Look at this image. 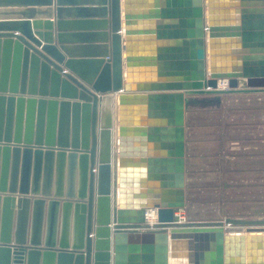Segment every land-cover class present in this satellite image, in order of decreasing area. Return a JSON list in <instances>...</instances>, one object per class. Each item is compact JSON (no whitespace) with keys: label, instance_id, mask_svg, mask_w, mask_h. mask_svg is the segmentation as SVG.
<instances>
[{"label":"water","instance_id":"95a60500","mask_svg":"<svg viewBox=\"0 0 264 264\" xmlns=\"http://www.w3.org/2000/svg\"><path fill=\"white\" fill-rule=\"evenodd\" d=\"M58 1L55 26L0 20V264H176L178 251L184 264H264V218L175 219L186 202L187 95L264 92V0H251L263 12L243 14L240 25L216 17L207 0L196 30L176 35L180 47L149 52L183 77L153 82L138 80L145 56L120 0L73 20L75 34L91 37L72 46L79 55L67 50L72 30ZM127 125L145 136L138 141H158L161 155L129 150ZM129 155L147 157L140 178L123 168Z\"/></svg>","mask_w":264,"mask_h":264},{"label":"rangeland","instance_id":"374dc122","mask_svg":"<svg viewBox=\"0 0 264 264\" xmlns=\"http://www.w3.org/2000/svg\"><path fill=\"white\" fill-rule=\"evenodd\" d=\"M197 106L189 119L185 220L264 218V93L200 97Z\"/></svg>","mask_w":264,"mask_h":264},{"label":"crops","instance_id":"0c3cea01","mask_svg":"<svg viewBox=\"0 0 264 264\" xmlns=\"http://www.w3.org/2000/svg\"><path fill=\"white\" fill-rule=\"evenodd\" d=\"M125 1V7H124ZM52 5H46L48 0H13L12 2H2L4 5L0 6L2 10H29L33 9L34 13L29 14H6L0 15V20H15L21 17L31 16V20L36 22H44V20H50L55 26L56 17V5L57 0H52ZM121 2V16L125 11L128 13L131 20V28L134 30V39L136 43L134 48L145 56L144 60H141L139 65L140 82H153L157 80H169L171 78H182V75L169 74L163 68H160L157 59H151L149 52L160 50L162 54L169 51V48H178L181 46V37H176V35H183L188 33V30H196L197 22L196 20L201 16V12L204 16L208 14L209 7L207 5V0H120ZM260 2H251V0H212V7L214 10V15L218 18H226L227 20H238V24H241L243 14L249 15L251 13H262L263 6L259 5ZM101 0H59L60 4V15L63 20H67L68 31L65 38L69 45L84 44L89 40L90 36H83L74 33V27L78 26L73 23L75 18H81L87 14H98L90 10H84V8H91L96 6L95 4H100ZM254 3V4H253ZM51 10L52 17L46 18L48 13L46 10ZM194 20V23L189 25H181V20ZM121 34L122 42L124 43V19H121ZM185 28V30H184ZM183 29L184 31H182ZM161 34L158 38V34ZM98 38V37H97ZM78 51L73 52V54H82V50L78 48ZM177 51V50H176ZM156 54V53H155ZM155 56V55H154ZM209 53L207 51V57ZM151 59V60H149ZM162 70V71H160ZM126 82V78L123 79ZM254 93V92H253ZM259 93V92H257ZM264 93V92H262ZM216 96L213 94L205 95H187L188 102L185 108V197L186 192V172H187V156L188 147L190 141L191 132L195 130L191 127L189 119L191 115L200 111V107L197 106V101L200 97H210ZM194 104V106H193ZM134 108V113L143 117H147L146 113L142 114L139 110H136L139 103H131ZM155 120L157 118H149ZM118 124V123H117ZM136 126L127 125L124 127L126 130L125 137L130 138L128 140L126 147L129 150H135V148L147 150L146 152L149 156L161 155V149L159 147V142L155 140L138 141V138L145 137L140 135L134 129ZM123 168L129 171L130 178H140L138 173L134 171L143 164H146L147 157H139L135 155L124 156ZM131 171V172H130ZM144 179H148V175L145 174ZM186 204V202H185ZM185 207V206H184ZM182 211V209H181ZM176 254L177 262L176 264H184L183 258L186 259L185 251H178ZM141 262V259H140ZM112 263V260H111Z\"/></svg>","mask_w":264,"mask_h":264},{"label":"built area","instance_id":"2783aa9c","mask_svg":"<svg viewBox=\"0 0 264 264\" xmlns=\"http://www.w3.org/2000/svg\"><path fill=\"white\" fill-rule=\"evenodd\" d=\"M145 219H146V222H148L149 224L155 223L157 221V212H156V209H148V210H146ZM175 219L178 220V221L185 220L184 214L181 211V209L176 210V212H175Z\"/></svg>","mask_w":264,"mask_h":264},{"label":"bare ground","instance_id":"6f19581e","mask_svg":"<svg viewBox=\"0 0 264 264\" xmlns=\"http://www.w3.org/2000/svg\"><path fill=\"white\" fill-rule=\"evenodd\" d=\"M67 27V26H66ZM73 45H70V47H67V50L69 52H75V51H78L79 49L77 47H72ZM246 84V80L244 78H240L239 79V86L240 87H244Z\"/></svg>","mask_w":264,"mask_h":264}]
</instances>
